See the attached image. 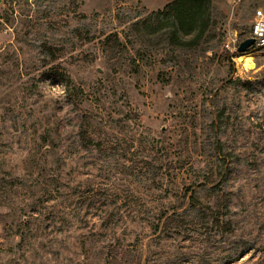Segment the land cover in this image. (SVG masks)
<instances>
[{
  "label": "rangeland",
  "instance_id": "obj_1",
  "mask_svg": "<svg viewBox=\"0 0 264 264\" xmlns=\"http://www.w3.org/2000/svg\"><path fill=\"white\" fill-rule=\"evenodd\" d=\"M151 3L0 0V264H264V48L233 56L264 0L197 50L134 34Z\"/></svg>",
  "mask_w": 264,
  "mask_h": 264
},
{
  "label": "trees",
  "instance_id": "obj_2",
  "mask_svg": "<svg viewBox=\"0 0 264 264\" xmlns=\"http://www.w3.org/2000/svg\"><path fill=\"white\" fill-rule=\"evenodd\" d=\"M163 8L150 12L146 17L136 20L132 25V31L140 38H158L173 50H197L202 49L213 37L210 33L212 25L214 6L213 0H166ZM103 50L113 56L120 53L124 44L117 34L108 35L103 43ZM240 54H233L237 57ZM89 121L84 120L79 128V135L82 141L92 143L90 136ZM212 189H215L214 187ZM189 201L194 207H202L197 198L193 195ZM228 208L227 195L214 194L210 206L205 209L210 212H220ZM213 214V213H212ZM212 226L222 228L219 217H214ZM223 231L227 232L226 228Z\"/></svg>",
  "mask_w": 264,
  "mask_h": 264
},
{
  "label": "built area",
  "instance_id": "obj_3",
  "mask_svg": "<svg viewBox=\"0 0 264 264\" xmlns=\"http://www.w3.org/2000/svg\"><path fill=\"white\" fill-rule=\"evenodd\" d=\"M250 38L254 39V46L264 48V12L260 9L256 10L251 26ZM236 41L234 39L225 42L224 47L227 50H235Z\"/></svg>",
  "mask_w": 264,
  "mask_h": 264
},
{
  "label": "bare ground",
  "instance_id": "obj_4",
  "mask_svg": "<svg viewBox=\"0 0 264 264\" xmlns=\"http://www.w3.org/2000/svg\"><path fill=\"white\" fill-rule=\"evenodd\" d=\"M251 55H244L240 56L236 59V62L238 64V67H241L243 69H251L252 68V63H251Z\"/></svg>",
  "mask_w": 264,
  "mask_h": 264
},
{
  "label": "water",
  "instance_id": "obj_5",
  "mask_svg": "<svg viewBox=\"0 0 264 264\" xmlns=\"http://www.w3.org/2000/svg\"><path fill=\"white\" fill-rule=\"evenodd\" d=\"M254 44V39L253 38H248L245 39L244 41H242L238 47H237V53L241 54L244 53L248 48H250L251 46H253Z\"/></svg>",
  "mask_w": 264,
  "mask_h": 264
},
{
  "label": "crops",
  "instance_id": "obj_6",
  "mask_svg": "<svg viewBox=\"0 0 264 264\" xmlns=\"http://www.w3.org/2000/svg\"><path fill=\"white\" fill-rule=\"evenodd\" d=\"M144 2H145V1H144ZM166 3H167V1H166ZM166 3H165V4H166ZM165 4H164V5H165ZM145 5H146V4H145ZM164 5H163L161 8H163ZM146 6H147V5H146ZM148 6L152 7V9H151L150 11H156V10H158L157 8H156V9L153 8V3H151V4L148 5ZM161 8H160V9H161Z\"/></svg>",
  "mask_w": 264,
  "mask_h": 264
}]
</instances>
